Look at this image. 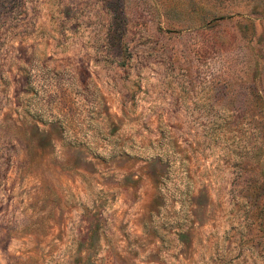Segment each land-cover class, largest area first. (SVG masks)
<instances>
[{"label": "rangeland", "instance_id": "1", "mask_svg": "<svg viewBox=\"0 0 264 264\" xmlns=\"http://www.w3.org/2000/svg\"><path fill=\"white\" fill-rule=\"evenodd\" d=\"M254 1L0 0V264H264Z\"/></svg>", "mask_w": 264, "mask_h": 264}, {"label": "trees", "instance_id": "2", "mask_svg": "<svg viewBox=\"0 0 264 264\" xmlns=\"http://www.w3.org/2000/svg\"><path fill=\"white\" fill-rule=\"evenodd\" d=\"M249 10L253 14H259V16H262L264 18V0H255L250 5ZM209 11H210L209 12L210 14L206 18L203 16V18H202L203 23L204 22L207 23L210 21L212 22V21L219 19L223 16V14L216 12L215 8H213ZM247 17H250V16L247 15ZM263 24H264V20H263ZM261 164H263V166H264V158H263V162H261ZM263 177H264V173H263ZM258 188H261V193H263L264 192V183H260L259 186H258V184H256L254 186V188L248 190V193H251V195L257 196L258 195ZM256 207H257L256 204L252 205L250 203V204H247L245 208H246V211L248 213H251V214H254L255 216L261 217L258 220L256 219L255 222H257L258 228L262 230V233H264V205H261L260 208H256Z\"/></svg>", "mask_w": 264, "mask_h": 264}]
</instances>
